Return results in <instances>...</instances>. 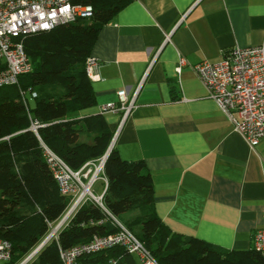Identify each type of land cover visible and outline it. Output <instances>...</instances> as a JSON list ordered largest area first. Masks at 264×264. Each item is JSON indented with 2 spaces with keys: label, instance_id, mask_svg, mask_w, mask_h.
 I'll return each instance as SVG.
<instances>
[{
  "label": "crops",
  "instance_id": "obj_1",
  "mask_svg": "<svg viewBox=\"0 0 264 264\" xmlns=\"http://www.w3.org/2000/svg\"><path fill=\"white\" fill-rule=\"evenodd\" d=\"M263 41L264 0H132L98 34L90 55L100 62L90 79L96 104L79 113L98 115L119 91L139 89L119 132L121 114L104 118L118 132L121 159L144 162L151 174L146 212L176 235L228 251L251 249L264 230V138L251 149L192 67ZM27 264L42 263L35 256Z\"/></svg>",
  "mask_w": 264,
  "mask_h": 264
},
{
  "label": "trees",
  "instance_id": "obj_2",
  "mask_svg": "<svg viewBox=\"0 0 264 264\" xmlns=\"http://www.w3.org/2000/svg\"><path fill=\"white\" fill-rule=\"evenodd\" d=\"M131 1L77 0L91 5L94 17L27 37L24 46L32 72L20 76L18 86L0 89V238L12 243L11 260L0 264H21L61 221L69 206L70 198L61 194L46 164L42 142L75 171L101 159L110 148L114 133L104 115L79 116L80 111L96 104L86 62L102 27ZM21 91L37 96L25 103ZM32 122L40 125L37 133L31 130ZM84 135L90 142L82 140ZM104 176L108 181L105 209L160 264H264L254 247L228 251L198 238L176 235L156 214L146 212L154 203V186L144 162L124 161L114 147ZM137 210L143 211L141 217L120 220ZM117 231L106 211L88 201L37 257L42 264H60V249ZM113 260L116 264H136L124 247L86 256L79 264H111Z\"/></svg>",
  "mask_w": 264,
  "mask_h": 264
},
{
  "label": "built area",
  "instance_id": "obj_3",
  "mask_svg": "<svg viewBox=\"0 0 264 264\" xmlns=\"http://www.w3.org/2000/svg\"><path fill=\"white\" fill-rule=\"evenodd\" d=\"M76 1L0 0V89L18 86L20 76L32 72V63L24 46L27 37L52 31L61 25L76 23L80 19L88 20L94 17L91 5ZM167 41L169 36L166 37ZM186 65L187 61L180 59L179 74ZM99 66L100 62L96 59H87L86 73L89 79L94 78V71ZM192 69L207 90L208 98L217 103L232 122L234 130L251 149L257 148L264 138V41L256 47H234L220 62L202 61ZM138 91L139 89L129 96L126 90H121L117 103H107L100 108L102 115L121 114L118 132L135 107ZM21 95L25 103H28V98L34 99L37 96L35 92L29 91H21ZM39 127L37 122H32V131L37 133ZM118 132L114 135L109 150L114 148ZM42 147L46 164L61 194L70 198V203L59 224L52 228V233L21 264L31 259L52 238H57L63 227H60L61 223L65 221L66 224L88 201L102 207L118 231L106 236H95L90 242L70 249H60L61 264H79L80 259L86 256L115 247L126 248L129 254L137 258L139 264H160L150 250L103 205V197L108 188V181L104 176L108 152L101 159L89 161L75 171L43 142ZM99 181L103 184L102 195L94 193V187ZM254 248L264 258V230L256 233ZM11 258L12 243L0 238V263H7ZM116 263L115 260L111 261V264Z\"/></svg>",
  "mask_w": 264,
  "mask_h": 264
},
{
  "label": "rangeland",
  "instance_id": "obj_4",
  "mask_svg": "<svg viewBox=\"0 0 264 264\" xmlns=\"http://www.w3.org/2000/svg\"><path fill=\"white\" fill-rule=\"evenodd\" d=\"M32 102H33V101H31V103H32ZM82 140H85V141H89V142H90V138H89L88 136H86V135H84V136L82 137ZM102 186H103V184H102L101 181H99V182L95 185V187H94V193H95L96 195H99V194L102 192ZM63 217H64V216H63ZM63 217H62V218H63ZM120 220L123 221V222H125L127 219H126V217H122V216H121V217H120ZM58 224H59V223H58ZM58 224H56V225H58ZM56 225H55V226H56ZM55 226H54V227H55ZM52 231H53V229H51L50 234L52 233ZM50 234H49V235H50ZM49 235H48V236H49ZM48 236H47V237H48ZM47 237H46V238H47Z\"/></svg>",
  "mask_w": 264,
  "mask_h": 264
},
{
  "label": "water",
  "instance_id": "obj_5",
  "mask_svg": "<svg viewBox=\"0 0 264 264\" xmlns=\"http://www.w3.org/2000/svg\"><path fill=\"white\" fill-rule=\"evenodd\" d=\"M110 150H111V149H110ZM110 150H109L108 153H107L106 160H107V158H108V156H109V154H110V152H111ZM64 225H65V221H63V223H61L60 227H61V226H64ZM50 239H51V238H50ZM50 239H49V240H50ZM49 240H48V241H49ZM38 253H39V252H38ZM38 253H36L35 255H33V257H31V259L34 258L35 256H37ZM31 259H29L28 261H26V262L23 263V264H27Z\"/></svg>",
  "mask_w": 264,
  "mask_h": 264
}]
</instances>
